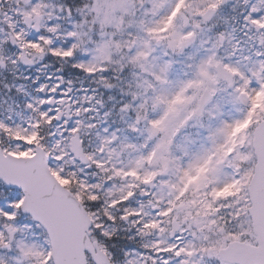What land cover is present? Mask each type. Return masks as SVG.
I'll return each instance as SVG.
<instances>
[{
	"label": "snow or ice",
	"instance_id": "snow-or-ice-1",
	"mask_svg": "<svg viewBox=\"0 0 264 264\" xmlns=\"http://www.w3.org/2000/svg\"><path fill=\"white\" fill-rule=\"evenodd\" d=\"M0 264H264V0H0Z\"/></svg>",
	"mask_w": 264,
	"mask_h": 264
}]
</instances>
